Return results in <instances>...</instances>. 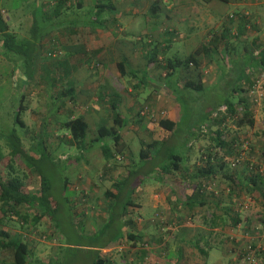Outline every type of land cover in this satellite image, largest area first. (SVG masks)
<instances>
[{
  "label": "rangeland",
  "instance_id": "rangeland-1",
  "mask_svg": "<svg viewBox=\"0 0 264 264\" xmlns=\"http://www.w3.org/2000/svg\"><path fill=\"white\" fill-rule=\"evenodd\" d=\"M138 1L131 2L134 4L130 8L131 11L136 10L133 21L126 22L127 15H119L117 18V24L123 28V31L133 33L136 30L139 34L143 30L150 31L152 27H159V23L155 24V21L145 22L144 17L149 14L139 7ZM23 2L26 5L29 4L28 1L23 0ZM244 9L248 11L251 19L248 30L251 33L263 32L264 4L248 3ZM162 13L163 11L159 12V15L162 16ZM89 16L88 9L84 7L79 13L38 21L39 31L32 33L33 38L37 34L50 33V30L57 29L52 35L46 33L43 38H40L42 46L39 47L44 50L51 39L57 41L61 50L57 58L43 56L41 76L38 78L34 76L35 68L32 67L33 72H31L30 67L23 65L19 55L6 50L2 53L3 49L0 48V156H10L9 152L13 144L9 139L11 136L17 138L18 147L25 151L31 161L25 162V158L18 156L19 154L14 156L12 162H14L15 173L29 180L28 189L31 190L37 185L38 175H42L48 182L53 200L57 203L51 220L47 216L38 218L33 211H29L30 216L23 227L4 224V229L9 230L10 233H18L28 242L30 264H94L95 258L108 253L105 248L117 251L116 247L121 238H126L127 234L132 232L129 226L121 225V213L131 219L132 223L136 219L156 223L159 232L166 233L168 216L161 209L155 210L157 204L154 207L143 204L137 210L126 206L124 209L126 212L123 213L121 204L126 198L131 201L135 198L134 188L131 189L129 186L123 190L124 192L118 195L119 202L115 205H113V199L104 198V190L111 189V183L119 179L122 173L120 171L129 163L126 159L111 160L109 164L114 166H111L107 172L100 167L103 164L102 158L95 154V148H99L105 140L99 139L94 142L92 149L82 150L77 159L73 157L78 151L66 141V132L60 128L59 122L69 115H82L87 123L89 138L95 135V127L99 122L105 120L107 125H111L110 112L107 110L99 112L94 108L95 104L98 106L103 102L101 93L106 92L109 99H116L118 111L124 118L129 119L131 116L136 118V121L134 118L129 128L121 135L127 145L123 155L126 154L127 158L131 155L136 165L142 164L148 167L155 161V164H159L157 167H162L168 159L166 157L168 153L180 156L185 154V143L190 141L188 134L190 131L193 130L198 135L209 139L211 131L222 128L224 137H229L232 131H242L240 145L235 152H238L241 160L260 163L264 168V154L250 144L251 134L247 130L249 127L238 129L235 126L234 118L239 115V108L231 117L223 105L225 100H234V95H231V79L233 81L234 78L231 74L235 73L231 71V55L224 60L220 59L224 57L223 54L213 55L218 65L205 67L208 70L212 68V71H207L204 87L196 92L183 90L179 84H176L174 77L164 78L166 71L162 68L164 65H125L126 74L118 76L115 65H99L96 60L89 65H81V60L87 58V54H82L84 51L82 47L68 45L71 40L74 41L77 38V34L82 35L77 30H74L76 31L74 34L72 27L93 28L94 24L87 21ZM84 30L82 28V31ZM16 37L22 38L20 33H17ZM143 40L145 41V37ZM36 41L34 39V42ZM153 45L150 44L151 47ZM178 50L179 57H184V50L181 48ZM159 55L164 60L170 57V53L166 50H162ZM159 61L164 62L162 59ZM246 65L249 66V63ZM199 69H201L200 66ZM130 74L133 75L130 76ZM252 75L255 82L253 93H248L253 101L250 109L252 115L262 116L264 114V74L253 70ZM31 77L37 80H30ZM68 84L74 86V102L68 100L64 102L59 95L62 87ZM129 84L132 87L131 92L128 93L126 88ZM170 89L172 91L168 94ZM94 98L96 101L93 100ZM167 102L173 104L172 109H169ZM127 103L133 108L123 110V106ZM20 104L24 105L23 109L19 108ZM119 106L122 108L119 109ZM164 107L168 109L170 118L175 121L172 134L159 128L149 129L148 126L163 117ZM17 112L23 125H20L15 118ZM223 115L222 124L213 122L212 118ZM211 120L209 124L212 130L205 127V123ZM255 121H257V127H263L259 124L258 118ZM166 136L168 138L165 140ZM152 139L164 140L166 143L157 146L160 148L159 153H154L155 148H149L152 158L149 162L140 163L143 161L138 159L139 151L145 148V142H150ZM106 143L111 147V140ZM88 154H91L89 158ZM132 167L129 163L127 169L134 170ZM233 167L237 169L238 166ZM99 175L102 179H99ZM65 178L68 183L63 187ZM145 180L146 178L143 182ZM257 206L264 213V204ZM177 208L183 211L180 205ZM176 215L179 217L180 213L177 212ZM262 215L264 218V214ZM15 223L13 221V224ZM258 232L255 233L253 230L251 234L242 233L245 242L254 240L255 249L264 248V228ZM166 240L169 239L166 238ZM258 243H260L259 247ZM255 258L254 262L247 264H260L262 258L257 254Z\"/></svg>",
  "mask_w": 264,
  "mask_h": 264
},
{
  "label": "crops",
  "instance_id": "crops-1",
  "mask_svg": "<svg viewBox=\"0 0 264 264\" xmlns=\"http://www.w3.org/2000/svg\"><path fill=\"white\" fill-rule=\"evenodd\" d=\"M19 1L0 0V13L7 22V31L14 36L20 33L22 38L31 37L29 34L31 24L35 20L37 22L45 19L52 20L54 17L79 13L84 7L88 9L90 16L87 21L94 24L93 28L90 26L72 27L73 31L77 30L82 35L77 34V38L68 43L70 47H82L87 54L96 51L91 58L94 59L93 61L84 59L81 60V65H89L95 60L99 65H116L122 58L125 59V65H156L154 62H148L147 57L151 51L155 52L156 59L163 61V57L159 55L162 50L168 51L170 53L168 58H172L179 57L178 48H181L185 56L193 53L195 48L206 43L210 36L215 35L218 40L214 42L216 44L214 50L202 48L196 53L200 72L205 81L207 71H212V68L208 70L205 67L218 65L214 60V54L218 56L223 53L230 54L232 64L238 56L254 51L253 42L258 45L264 43V31L251 33L246 28L247 24H245V33L239 36L238 40L233 38L239 31V27H242V22L248 23L245 21L250 15L244 6L248 3L264 4V0H227L226 2L218 0H139V7L149 14L144 17L145 22L159 23V27H152L150 31L143 30L139 34L136 30L133 33L123 31V28L117 24L119 15H127L126 22L134 20L136 10L131 11L130 8L134 5L131 2L137 0H63L64 2L25 0L29 2L28 5L24 4L23 0ZM102 4H107L109 10L104 8L95 17L90 14L94 6ZM162 11V16H160L159 12ZM82 28L85 30L82 31ZM50 31L47 35L55 32ZM43 36V33L34 36L38 46H42L40 38ZM151 43L154 44L153 47L150 46ZM0 48H2L1 41ZM228 56L220 59L224 60ZM163 64L161 61L159 65ZM249 65H251L249 69H258L253 66L256 65L254 59ZM176 84L179 83L176 82ZM131 87L129 84L126 92H131ZM106 96L100 105L95 104L94 106L99 112L109 111ZM93 100L96 101V98ZM167 103L166 106L172 109L173 104ZM120 106L119 109L122 108ZM123 107V110L133 108L129 103ZM164 109L163 117L170 118L168 109L166 107ZM252 117L253 124L247 129L251 134L250 144L263 152L264 114L262 116L254 114ZM257 118L263 127L256 126L255 119ZM192 133L193 130L188 133L190 141L185 143V154L173 170L163 169L164 164L162 167H157L159 164H155L154 161V164L148 167L138 165L137 173L130 180V188H134L135 198L132 199V204L128 205V208L137 210L143 204L149 207L157 204L155 210L161 209L168 216L166 233L159 232L156 223L141 219H136L132 223L121 213V225L129 226L133 233H128L126 238H121L116 247L117 251L105 248L108 253L99 258L106 259L105 261H109L110 264H247L241 259L239 250L245 243L242 233L251 234L253 230L259 233L258 231L263 229L262 214L264 213L257 208V205L264 204V185L262 184L260 191L254 190L251 194L236 189H233L230 194L227 193L225 188L231 184V179L237 182L244 172L242 173V169H230L227 172L225 170L227 163L222 170L214 163L213 168L199 170L200 159L198 158L212 148L215 150V143L210 138L201 135L193 137ZM209 134L212 135V131ZM242 134L240 130L232 131L227 137V139L231 138V141L228 140V144L220 149L227 158L231 150H236L238 148L236 145H240ZM86 147V150L93 148L88 145ZM95 150V154L100 156L99 148ZM90 156L91 154H88V158ZM147 161L149 162L150 158ZM127 171L125 168L120 171L122 173L119 179L125 177ZM87 179L90 181L89 178ZM162 179L166 182L163 190L159 189V182ZM205 179L214 183L213 192L208 186L207 188L204 186L205 189L197 193L200 183ZM173 183H180V191L185 196L180 202L170 191ZM238 201L240 204H237ZM179 205L183 211L178 210ZM122 211L126 212L124 208ZM177 212L180 213L179 217L176 215ZM259 246L260 243H258ZM258 249L264 251V248L259 247ZM258 256L263 261L264 252L259 253Z\"/></svg>",
  "mask_w": 264,
  "mask_h": 264
},
{
  "label": "trees",
  "instance_id": "trees-1",
  "mask_svg": "<svg viewBox=\"0 0 264 264\" xmlns=\"http://www.w3.org/2000/svg\"><path fill=\"white\" fill-rule=\"evenodd\" d=\"M59 1L64 2L63 0ZM218 1L226 2L227 0ZM104 8L105 10L108 9V5H96L91 10L90 14L95 17L96 14L98 15V12L100 13L102 10H104ZM247 19L248 20L245 19V22L248 23L242 22V27H239V31L236 33V35L233 36L231 34L234 39L238 40L240 38L239 36L245 33V24L248 25V27L246 28H250L249 26L251 24V19L250 17H247ZM37 23L38 22L35 20L31 24V31L29 33L31 36L30 38H17L12 33L7 31V22L5 21L4 16H2V14L0 13V41L2 44V49L19 55L21 57L23 65L28 68L30 67L31 72H33L32 67L35 68L34 76L36 75V77L38 78L39 76H41V63L43 60V56L44 58H57L58 56H60L61 50L57 41H52L51 39L47 44L48 46L44 50L39 48L38 44L34 42V38L32 35V33L34 34L39 31V29L37 28ZM46 33L49 34L48 32H45L43 34L45 35ZM217 40L218 38L215 35H212L210 36L209 40H206V43H202L201 46L195 48L193 50V53L185 55L182 58H166L163 62L164 67H162L166 69L163 77H174L175 81L180 84V87L183 90H187L186 92L200 91L204 87L205 82L199 69L200 65H198L196 53L201 51L202 48L214 50L216 48V44H214V42ZM253 47V50L255 52H245L246 54L244 55L246 57L240 55L238 56L237 60L231 64V71H234L235 73L231 74V77L234 78L233 81L231 79V95H234V100H225V102H223L226 111L231 114V117H233L237 113L236 109L239 108V115L234 118L235 126L238 129L251 127L253 124V117L250 109V104L253 101L250 98L252 96L248 95V93L249 90L254 86L255 80L252 75L253 68L249 69L251 65L248 66L246 64H250V61L254 59L256 61V65L253 66L258 68L256 71H261L264 74V43L258 45L257 43L253 42ZM82 54L87 53L83 51ZM95 54L96 51H92V53H88L86 56L87 58L84 59L90 60ZM228 55L230 54L225 55L223 53L224 57ZM147 58L148 62H154L156 63V65H159L161 63L158 59H156V54L154 51H151L150 54H148ZM124 63L125 59L122 58L121 61L115 65L119 76L126 74ZM131 75L133 74H130V76ZM233 75H235V77H233ZM32 77L30 78V80H37V78L35 79ZM171 91L172 90L170 89L168 94ZM59 95L64 100V102L65 100H68L69 102H74V86H72L71 84L65 85L60 90ZM105 96L108 101V110L110 112L109 116L110 121L112 123L111 125H107V122L105 120L99 122L95 127V135L93 137L89 138L87 132V123L84 117L80 114L69 115L66 119L60 121L59 124L60 128H63L66 132V141L78 151V153L73 156L76 159L80 157L82 150H86L87 145L88 147H93L94 142H97L99 139H102L103 141H105L104 144H101V146H99L100 156L102 158L103 163L100 167L104 168V170H106L107 172L109 171L111 166H114V164H109V161H124L125 159L130 163V165L134 167V170L127 169L129 164L128 163L126 167H123L128 170L126 176L113 181L110 186L111 189L106 188L104 190V198L108 200L113 199V205H115L119 202L120 199V197L118 198V195L120 193L122 194L124 192L123 190H126L130 186V180L137 173L139 169L138 167L140 165H143H136L134 163V160L131 158V155H129L128 158L126 157V154L123 155V150L124 148L127 149V145L122 140L121 135L129 128L130 124L132 123V120L135 117L131 116L129 119L124 118L118 111V108L116 106V99H109L108 93L106 92L100 94V97L103 99L105 98ZM19 108L23 109L24 105L20 104ZM15 118L20 123V125H23V122L18 117V112L16 113ZM212 120L217 124H222L224 122V115L212 118ZM212 120L205 123V127L207 129H211L209 123H211ZM134 121H136V118L134 119ZM148 126L149 129L159 128L161 130L168 131L170 132V134H172L175 129V121L166 116L158 118L154 121L153 124ZM221 129H216L212 131V135L209 134V138L215 143V150L212 148L208 150L206 154L200 155V158H198V160L200 159V167H198L199 170L204 171L207 170V168H213V163L219 165L222 170V168L224 169V165L227 163L228 165L225 167V170L227 172L230 171V169H242V173L244 172L243 176L239 178L237 182H234L231 179V184L227 185V187L225 188L227 193L230 194L233 189H236L237 191L241 190L243 192H246L247 194H251L254 190L260 191V188H262V184L264 185V168L261 166L260 163H254L248 160L245 161V159L241 160V158L239 161L237 160L235 162L234 160L239 154L238 152H235V149L233 148L227 158L224 153L220 151V149L226 146L228 142L231 141V138L227 139V137L222 136ZM192 134L193 137L198 136L197 132H193ZM168 137L166 136L165 140ZM29 140L32 141V139ZM110 140L112 141L111 147L108 145V143H106V141ZM9 141L13 144V147L9 152L10 156H0V263L30 264V246L28 242L23 240L21 236L18 235V233H10L9 230L4 229V224L9 223L12 226H17L20 228L23 227L24 223L28 221V218L30 216L29 211H33V214L37 215L38 218H41L42 216H47L51 220V216L53 215L54 210L56 209L57 203L53 200L50 194L48 182L42 175H38L37 185L34 189L31 190L28 189L29 180L22 178L17 173H15L13 167L14 162H12L14 156L18 154V156H23L25 158V162L27 163H29L31 159L29 158V156H26L25 151L22 148L18 147L17 138L11 136ZM163 143H166V141H158L156 139H152L150 142H145V148H141L139 151L138 159L140 161H143L140 163H145L148 158H152V155L148 151L149 148H155L154 153H159L160 148H157V146H161ZM237 147L238 144L236 145V148ZM262 154H264V151L262 152ZM166 157L168 159L165 162V166H163L162 168L167 170H173L175 166L178 165V161L180 160L182 155L180 156L168 153ZM233 166L238 167L236 169ZM100 176L101 175H99V177ZM101 177L99 179H102ZM63 180V187H65L68 181L66 178ZM165 185L166 182L163 179L160 180L159 189L163 190V187ZM204 186L206 188L208 186L209 190L213 192L214 183H211V181L205 179L200 183L197 193L201 192V189H205ZM170 191L174 198L179 202L185 198L183 192L180 191V183H173V187L170 188ZM239 202L240 201H238L237 204H240ZM131 204L132 201L129 198H126L121 204V207L125 209L126 205L128 206ZM110 218L111 217L109 216V220ZM13 221H15L16 223L13 224ZM262 221V228H264V219H262ZM239 250L241 251V259L246 263L254 262L256 259L255 255L257 254L258 256L259 253L264 252L263 250L254 248V240L245 242V244L241 248H239ZM249 251L251 253H249ZM105 260L106 259L98 257L95 258L93 263L103 264L104 262H106L107 264H110L109 261ZM260 264H264L263 261H260Z\"/></svg>",
  "mask_w": 264,
  "mask_h": 264
},
{
  "label": "built area",
  "instance_id": "built-area-1",
  "mask_svg": "<svg viewBox=\"0 0 264 264\" xmlns=\"http://www.w3.org/2000/svg\"><path fill=\"white\" fill-rule=\"evenodd\" d=\"M52 55H53V53H52ZM253 88H254V86L249 90L250 93H253V91H254ZM237 160H238V161L240 160V155H238L237 158H236L234 161L236 162ZM263 235H264V234H263ZM249 253H251V252L249 251ZM249 256H250V255H249Z\"/></svg>",
  "mask_w": 264,
  "mask_h": 264
}]
</instances>
